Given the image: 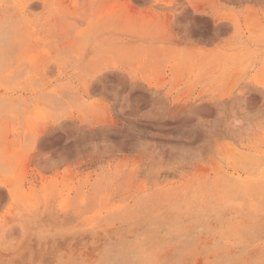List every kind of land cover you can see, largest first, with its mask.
Wrapping results in <instances>:
<instances>
[{
  "label": "rangeland",
  "instance_id": "rangeland-1",
  "mask_svg": "<svg viewBox=\"0 0 264 264\" xmlns=\"http://www.w3.org/2000/svg\"><path fill=\"white\" fill-rule=\"evenodd\" d=\"M0 264H264V0H0Z\"/></svg>",
  "mask_w": 264,
  "mask_h": 264
}]
</instances>
